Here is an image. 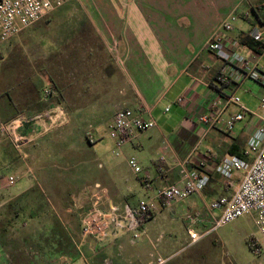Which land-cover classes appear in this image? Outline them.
Masks as SVG:
<instances>
[{"label": "crops", "instance_id": "crops-1", "mask_svg": "<svg viewBox=\"0 0 264 264\" xmlns=\"http://www.w3.org/2000/svg\"><path fill=\"white\" fill-rule=\"evenodd\" d=\"M87 5H83L84 20L101 52L90 49L82 53L85 60L81 81L75 76L78 52H73L71 86L77 97L82 96L83 102L81 105L68 102L66 108L53 105L49 110L53 116L37 122L32 117L35 123L32 128L0 131V180L5 174L17 177L15 187L4 195V203L22 198L24 194L38 197L33 206L26 207L22 219V226H38L37 244L83 250V253L67 255L60 264H144L174 248L175 242L172 244L164 234L157 233L154 225L165 209L176 215L178 211L174 206L185 203L189 208L185 226L187 240L184 241L187 246L188 230L200 234L209 229L213 218L219 215V211L208 212L209 203L229 195L239 183L240 174L236 173L232 187L224 186L223 178L215 171L220 158L237 153L242 160L250 161V156H243L247 126L240 133L228 135L220 128L200 125L196 116L207 112L211 101L226 93L237 95L244 88L251 91L249 81L264 84L236 74L229 86L218 85L215 79L223 65L206 50L208 40L235 14L232 29L223 32L226 45L264 74L261 65L264 49L256 53L241 43V38L255 24L252 7L262 8L264 0H99L98 4ZM246 12L250 16L243 19L241 15ZM259 14L264 17V8L257 11ZM29 29L32 27L18 36ZM13 38L0 44V51ZM80 85L82 94L78 93ZM86 89L89 91L85 92ZM179 97L185 100L183 104L176 102ZM241 103L246 108V104ZM165 108H169L167 112ZM121 109H130L146 120H159V125L136 135L122 148L127 169L130 158L139 166L147 164L140 149H153L154 157L149 162L154 172H143L148 174V184L142 180L143 174L132 173L133 179L123 177L113 160L94 146V139L87 140L88 135L91 137L108 129L114 114ZM237 111L235 106L228 107L222 120ZM16 117V113L4 116L3 125L10 124ZM81 119L86 126L83 124L82 129H78L75 122ZM253 122L255 120H248V124ZM65 124L70 128L59 129ZM62 135L67 138L66 142L59 140ZM76 136H84L85 144L72 145L71 138ZM12 138L18 139L20 145L15 147ZM112 152L115 155L113 149ZM89 159L97 161L98 166H91ZM200 162L209 176L204 190L161 208L155 199L156 191L168 184H180L182 173L196 169ZM95 200L101 210L147 201L154 205V214L144 225V234L135 242L121 232L103 240L84 237L80 231L81 219ZM198 209L204 217L190 213ZM192 219L196 220L194 224H191ZM205 239L190 248L202 246ZM169 256L166 264H221L211 257L181 258L177 262L178 258Z\"/></svg>", "mask_w": 264, "mask_h": 264}, {"label": "rangeland", "instance_id": "rangeland-1", "mask_svg": "<svg viewBox=\"0 0 264 264\" xmlns=\"http://www.w3.org/2000/svg\"><path fill=\"white\" fill-rule=\"evenodd\" d=\"M91 2L98 4L99 0H70L57 10L55 9L56 11L53 10L52 13L44 15L31 26L32 29L14 37L5 49L0 51V125L4 124L2 121L4 116L16 113L15 120L17 118L25 120L20 127L32 128L35 124L32 117L36 122L52 117L53 114L49 110L53 105L66 108L68 102L82 104V96L77 97L71 86L74 81L72 77L74 72L73 52H78L79 56L75 58L78 61L76 63L78 72L75 73L76 78L78 77L77 81H81L84 76L83 62L85 58L82 53L89 52L90 49L94 52H101L97 40L90 37V27L84 20L86 15L83 5L88 6L87 4ZM259 18L263 20V14H259ZM69 52H71L70 56ZM261 63L264 68V60ZM248 84L253 89L251 91L247 88L241 89L237 96L240 101L246 104L248 112L258 114L260 99L264 97V84L259 85L252 81H249ZM45 88L50 89L51 95L43 98L42 91ZM88 91V89L85 90V92ZM83 92L82 85H80L78 93L82 94ZM32 112L34 114H31ZM42 113L45 115L42 116ZM248 120H250V116L245 113L244 119L235 124L234 132L240 133L244 127L250 125ZM154 121L156 125H159L158 118H155ZM83 124L81 119L75 122V127L82 129ZM85 126L86 124H84ZM67 128H70L67 124L59 127L61 130H67ZM92 136L94 146H97L105 156L113 160L122 176L133 179L130 168L125 167L124 157L126 156L125 153L122 154V149L115 155L112 152L113 141L109 138L108 129L104 128ZM59 140L66 142L67 138L62 135L59 136ZM85 141L84 136L81 138L76 136L71 138L70 143L79 147L84 145ZM60 145L62 144L60 143ZM90 150L88 147L89 156L91 155ZM152 151L153 149L148 148L140 149L147 159V164L140 166L142 172H154V168L149 162V159L154 157ZM87 161L90 162V159ZM91 161V166H98L97 161ZM99 162L101 163V161ZM12 189L13 187L6 186L4 178L0 180V219L8 221L10 224L8 238L17 242L15 250L3 252L0 250V264H60L67 255H73L79 251L83 253L82 249L77 250L65 246L59 251L56 247H43L41 243L37 244L38 226L35 224L22 226V219L26 207L33 206L38 197H35L34 194H24L16 208L6 211V205L13 199L4 203V195ZM14 209L19 214L16 217L11 216ZM173 209L178 211L176 215H172L168 209H165L154 222L157 233L164 234L165 239L171 240L172 244L175 242L174 248L166 254H160L161 257L166 258L171 255L169 257L178 258L177 262H180L181 258L211 257L218 259L221 264H264V248L259 254L250 248L252 240L260 244L264 243V236L255 227L252 216H241L216 229L208 235V238L205 237L207 239H201V241L205 239V244L191 249L190 245L185 246L184 242L187 240L185 226L188 225L189 217L186 216V213L189 208L185 203H180ZM190 213L197 217H204L200 209L191 210Z\"/></svg>", "mask_w": 264, "mask_h": 264}, {"label": "built area", "instance_id": "built-area-1", "mask_svg": "<svg viewBox=\"0 0 264 264\" xmlns=\"http://www.w3.org/2000/svg\"><path fill=\"white\" fill-rule=\"evenodd\" d=\"M70 0H0V44H3L20 34L26 28L39 21L47 13L63 6ZM250 13L241 15L247 19ZM236 20V15H232L224 21L220 27V32L214 34L206 43V50L218 59L223 68L216 76V83L220 86L230 85V79L240 74L244 78H250L264 83V74H261L255 65L244 56L230 50L225 42L223 32L232 29V22ZM255 24L247 32L248 37L259 44L264 41V25L254 19ZM51 95L49 88L42 91V97ZM177 103L183 104L185 100L179 97ZM235 106L237 112L231 114L226 120H222V114L228 107ZM260 111L253 114L247 111L242 105L239 97L234 93H226L223 96L212 100L207 112H200L196 116V121L206 128H220L228 135L234 132L237 122L244 119L248 113L251 120L255 122L247 126V142L243 156L251 157L250 161H244L233 155L220 158L215 167V171L224 180L225 187H232L234 174H240L239 183L233 191L222 196L207 206L209 213L219 211V215L213 218L212 225L206 231L198 234L188 230V245H192L205 238L216 229L234 221L235 219L250 215L259 233L264 236V97L260 99ZM169 108H165V112ZM25 122L17 118L10 124L0 125V131L8 133L11 128L20 127ZM156 127L153 119H143L140 114H136L130 109L118 110L108 126L109 138L113 141V151L117 152L123 146L130 144L136 135L147 132ZM13 139L14 146H19V140ZM88 142H92L90 135ZM130 171L135 175L143 174L141 167L130 158L127 161ZM180 184H168L156 191L155 199L161 208H168L171 204L182 201L191 195L200 194L209 183V176L205 171V165L200 162L196 169L184 171ZM145 184H148V174H143ZM7 187H14L17 177L8 175L4 178ZM154 214V205L151 202L139 201L136 205L124 204L120 207H110L107 210L99 208V202L91 205L90 209L83 215L80 224L81 235L96 239H107L118 233L129 235L132 242L137 241L143 234L144 225L150 221ZM191 220V224L195 223ZM250 247L256 254H259L264 243L260 244L252 240ZM167 258L154 256L144 264H166Z\"/></svg>", "mask_w": 264, "mask_h": 264}, {"label": "trees", "instance_id": "trees-1", "mask_svg": "<svg viewBox=\"0 0 264 264\" xmlns=\"http://www.w3.org/2000/svg\"><path fill=\"white\" fill-rule=\"evenodd\" d=\"M262 8H264V6ZM262 8H260V7H254L253 8L252 7V12L256 16V20L259 23H261L262 25H264V19L261 20L259 18V16L257 15V11L261 10ZM241 43H243L249 49L256 51V53H260L259 51L264 49V46L262 44H259L257 42L252 41L246 34L243 36V38H241ZM234 155L237 157H240L237 153ZM21 199H22L21 196L13 199V201L9 202L6 205L5 210L7 211L8 209L10 210L11 208H16L17 205L19 204V202L21 201ZM17 215H19V214L14 209L11 216L16 217ZM9 227H10V224L8 223V221H3L2 219H0V250L2 252L15 250V247L17 245V242H15L12 238H8L7 234H8ZM61 249H63V248H58L59 251H61Z\"/></svg>", "mask_w": 264, "mask_h": 264}]
</instances>
